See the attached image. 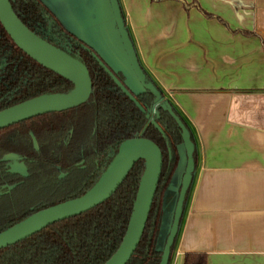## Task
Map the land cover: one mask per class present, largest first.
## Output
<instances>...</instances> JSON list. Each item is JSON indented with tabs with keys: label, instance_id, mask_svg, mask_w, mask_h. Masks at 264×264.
Masks as SVG:
<instances>
[{
	"label": "crops",
	"instance_id": "0c3cea01",
	"mask_svg": "<svg viewBox=\"0 0 264 264\" xmlns=\"http://www.w3.org/2000/svg\"><path fill=\"white\" fill-rule=\"evenodd\" d=\"M118 1L141 67L195 141L191 190L169 264H182L187 252L205 253L207 264H264V0ZM43 2L65 27L71 18L68 29L142 90L97 0ZM60 6L67 10L58 12ZM175 170L162 221L174 211L183 175L175 181Z\"/></svg>",
	"mask_w": 264,
	"mask_h": 264
},
{
	"label": "trees",
	"instance_id": "16d2710c",
	"mask_svg": "<svg viewBox=\"0 0 264 264\" xmlns=\"http://www.w3.org/2000/svg\"><path fill=\"white\" fill-rule=\"evenodd\" d=\"M10 3L31 31L81 60L89 71L92 89L87 101L77 107L41 114L0 129V231L40 209L83 194L104 171L119 143L143 136L159 146L162 167L143 233L125 264H158L161 250L156 242L162 197L177 166L180 129L166 110L156 106L155 122L163 136L145 117L154 103L153 95L144 90L132 92L123 74L108 66L144 109L141 111L99 66L93 55L101 57L94 49L66 29L42 0ZM72 88L71 82L19 49L0 23V110L40 94L67 93ZM171 108L189 129L195 145L186 120L172 104ZM9 155L21 162L23 171L10 170ZM193 159L195 163V146ZM143 169V160H138L102 203L1 248L0 264H103L124 235ZM190 190L191 184L183 211ZM177 236L178 233L169 261ZM182 264H207V257L205 253L187 252Z\"/></svg>",
	"mask_w": 264,
	"mask_h": 264
},
{
	"label": "water",
	"instance_id": "95a60500",
	"mask_svg": "<svg viewBox=\"0 0 264 264\" xmlns=\"http://www.w3.org/2000/svg\"><path fill=\"white\" fill-rule=\"evenodd\" d=\"M97 2L99 7H101L99 8L100 15L106 10L110 16V19L105 21L106 26L114 28L118 35L119 42L127 59L130 78L137 81L142 90L148 91L153 95L154 103L152 109L154 110L156 106H160L163 110H166L180 129L182 142L178 146V152L180 149V152H182L184 156L185 166L169 231L163 241V245L159 248L156 246L157 249L161 250V257L158 264H168L170 248L177 235L183 212L185 195L192 181L194 172L193 151L195 145L191 139L189 129L185 126L180 117L174 113L169 100L161 95L160 91L154 83L147 78L143 71L125 26L119 1L97 0ZM0 23L19 49L40 65L60 75L73 85L72 90L67 93L40 94L1 109L0 129L40 114L76 107L89 98L92 83L86 66L78 58L71 56L67 51L52 45L31 31L17 17L9 0H0ZM65 28L68 29L67 27ZM71 32L76 35L75 32ZM77 37L81 39L79 36ZM81 40L84 41L83 39ZM84 42L87 43L86 41ZM95 59L99 65L105 69L122 92L126 94L141 111H144L130 91L105 65L106 62L102 57V60L97 56H95ZM122 74L125 76L124 73ZM127 82L126 78L125 83ZM145 116L149 118L150 114L147 112ZM151 123L164 136L161 128L153 118H151ZM138 160H143L144 169L137 185L124 235L116 250L103 263L125 264L135 250L143 233L162 167V153L159 146L149 138L143 136L128 138L119 143L116 153L113 155L104 171L96 182L83 194L40 209L1 230L0 249L21 241L49 224L78 215L102 203L118 188ZM19 166L18 163H14L11 168L14 169Z\"/></svg>",
	"mask_w": 264,
	"mask_h": 264
},
{
	"label": "rangeland",
	"instance_id": "374dc122",
	"mask_svg": "<svg viewBox=\"0 0 264 264\" xmlns=\"http://www.w3.org/2000/svg\"><path fill=\"white\" fill-rule=\"evenodd\" d=\"M57 7H58V5H57ZM60 7L61 8L58 9V12H62L63 10H67L66 6H60ZM65 24H66L67 28H71V29L74 28V21H72L71 18L65 19ZM124 78H125V76H124ZM125 80H126V78H125ZM126 85L134 93H137L138 90H139L138 86H137V84L135 82L131 83V81H129V82L126 83ZM183 170H184L183 165L182 164L178 165V167L175 170V174H174L175 181H177V179L179 178V176L183 172ZM171 220H172V213L170 215L166 216L164 218V220L161 222V228H160V237H161L160 240L161 241H164V239H165V237H166V235H167V233L169 231V228H170V225H171Z\"/></svg>",
	"mask_w": 264,
	"mask_h": 264
},
{
	"label": "flooded vegetation",
	"instance_id": "af4514ba",
	"mask_svg": "<svg viewBox=\"0 0 264 264\" xmlns=\"http://www.w3.org/2000/svg\"><path fill=\"white\" fill-rule=\"evenodd\" d=\"M10 1V0H9ZM59 48V47H58ZM61 49V48H60ZM62 50H64V49H62ZM66 51V50H65ZM95 51V50H94ZM68 52V51H67ZM69 53V52H68ZM70 54V53H69ZM97 54V53H96ZM71 55V54H70ZM71 56H73V55H71ZM95 54L93 55V57L95 58ZM73 57H76V56H73ZM76 58H78V57H76ZM79 59V58H78ZM80 60V59H79ZM96 60V59H95ZM35 61V60H34ZM81 61V60H80ZM97 62V61H96ZM38 63V62H37ZM98 63V62H97ZM99 64V63H98ZM105 65L108 67L109 65H107L106 63H105ZM100 66V65H99ZM44 67V66H43ZM100 67H102V66H100ZM110 67V66H109ZM108 67V68H109ZM87 68V67H86ZM103 68V67H102ZM111 68V67H110ZM109 68V69H110ZM104 69V68H103ZM88 70V69H87ZM105 70V69H104ZM111 70V69H110ZM51 71V70H50ZM53 72V71H52ZM89 72V71H88ZM112 72V71H111ZM55 73V72H54ZM107 73V72H106ZM113 73V72H112ZM108 74V73H107ZM109 75V74H108ZM114 75V74H113ZM60 76V75H59ZM115 76V75H114ZM63 78V77H62ZM92 83V82H91ZM122 91V90H121ZM87 101V100H86ZM85 101V102H86ZM83 104V103H82ZM81 105V104H80ZM79 106V105H78ZM77 107V106H76ZM72 108H74V107H72ZM69 109H71V108H69ZM66 110H68V109H66ZM62 111H64V110H62ZM56 112H58V111H56ZM149 114H150V116H149V118H147L146 116V118H147V120L151 123V118H153L154 120H155V117H156V107L154 108V110L152 109V106H151V108H150V110L149 111H147ZM147 112H145V114L147 113ZM48 113H50V112H48ZM45 114V113H44ZM41 115V114H40ZM38 116V115H37ZM9 158H11L12 159V161H11V163H10V170H20V171H23L22 169V165H21V162H19V161H17L16 160V157L15 156H12V155H9L8 156ZM14 163H18L20 166L19 167H16V168H14V169H12L11 168V166L14 164ZM46 208V207H45ZM43 229V228H42Z\"/></svg>",
	"mask_w": 264,
	"mask_h": 264
}]
</instances>
